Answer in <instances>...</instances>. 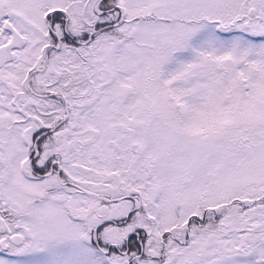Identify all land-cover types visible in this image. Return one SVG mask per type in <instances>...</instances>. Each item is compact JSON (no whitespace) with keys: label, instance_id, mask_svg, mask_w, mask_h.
Masks as SVG:
<instances>
[{"label":"snow or ice","instance_id":"obj_1","mask_svg":"<svg viewBox=\"0 0 264 264\" xmlns=\"http://www.w3.org/2000/svg\"><path fill=\"white\" fill-rule=\"evenodd\" d=\"M0 264H264V0H0Z\"/></svg>","mask_w":264,"mask_h":264}]
</instances>
